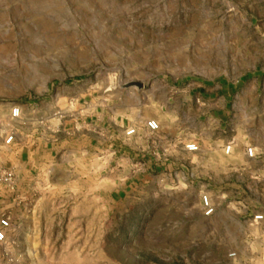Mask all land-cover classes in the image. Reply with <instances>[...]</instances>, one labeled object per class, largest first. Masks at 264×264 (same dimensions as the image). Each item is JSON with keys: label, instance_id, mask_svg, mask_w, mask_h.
Here are the masks:
<instances>
[{"label": "rangeland", "instance_id": "obj_1", "mask_svg": "<svg viewBox=\"0 0 264 264\" xmlns=\"http://www.w3.org/2000/svg\"><path fill=\"white\" fill-rule=\"evenodd\" d=\"M16 138L63 144L0 166V264H264V0H0Z\"/></svg>", "mask_w": 264, "mask_h": 264}, {"label": "crops", "instance_id": "obj_2", "mask_svg": "<svg viewBox=\"0 0 264 264\" xmlns=\"http://www.w3.org/2000/svg\"><path fill=\"white\" fill-rule=\"evenodd\" d=\"M50 130V129H47ZM42 134L45 129L42 128ZM56 131V129H55ZM53 132V131H51ZM32 133V129H31ZM32 136V135H31ZM69 144L70 141L65 140ZM63 144L60 138L47 139L46 141H27L23 142L20 138H16L12 144L13 154L9 159L2 161L0 159V166H9L10 169L17 175L18 178L31 175L32 171L40 168H48L51 160H53V153L59 151V145ZM56 150V151H55ZM5 194L0 190V206L4 202Z\"/></svg>", "mask_w": 264, "mask_h": 264}, {"label": "built area", "instance_id": "obj_3", "mask_svg": "<svg viewBox=\"0 0 264 264\" xmlns=\"http://www.w3.org/2000/svg\"><path fill=\"white\" fill-rule=\"evenodd\" d=\"M19 116H20L19 108H14L12 110V117L15 119H18L20 118ZM146 128L150 133H157L160 130V123L156 120L149 121L146 124ZM134 133L135 131L131 130V131H128L126 135L130 136ZM12 140H13V137H8L6 139V144H10ZM231 149H232V146L228 145L225 148V153L229 154L231 152ZM185 150L189 153H196L198 152L199 147L195 143H190L186 145ZM246 156L248 158H254L256 156V151L250 147L246 150ZM203 211H204L203 215L205 217H211L214 214V208L212 204L209 202V200L207 199V197L203 199ZM262 219H263L262 216L255 217V221H261ZM8 227H9V222L6 219H3L0 221V242H3L5 240L6 230L8 229Z\"/></svg>", "mask_w": 264, "mask_h": 264}]
</instances>
